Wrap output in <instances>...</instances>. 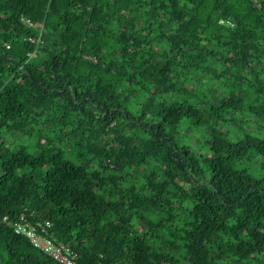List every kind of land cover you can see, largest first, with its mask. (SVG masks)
<instances>
[{
	"label": "trees",
	"instance_id": "1",
	"mask_svg": "<svg viewBox=\"0 0 264 264\" xmlns=\"http://www.w3.org/2000/svg\"><path fill=\"white\" fill-rule=\"evenodd\" d=\"M15 221L74 264H264V0H0V264H65Z\"/></svg>",
	"mask_w": 264,
	"mask_h": 264
},
{
	"label": "built area",
	"instance_id": "2",
	"mask_svg": "<svg viewBox=\"0 0 264 264\" xmlns=\"http://www.w3.org/2000/svg\"><path fill=\"white\" fill-rule=\"evenodd\" d=\"M22 22L30 24L29 19H25L23 17L20 18ZM29 40L33 42H41L39 36L37 37H27ZM21 219L26 218L25 213H21ZM15 231L24 233L32 242V244L44 252L49 254L51 257L56 259L59 262L65 264H74L76 259V253L69 246L61 241H56L53 236L48 235V227L50 226L49 221L41 222L40 224V232H36L34 226L30 225V223L25 222L21 223L19 221H15L13 223Z\"/></svg>",
	"mask_w": 264,
	"mask_h": 264
}]
</instances>
